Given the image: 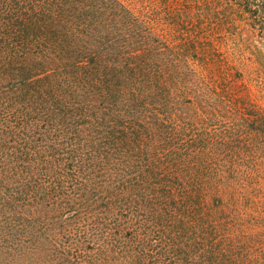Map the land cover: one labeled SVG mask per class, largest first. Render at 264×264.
I'll list each match as a JSON object with an SVG mask.
<instances>
[{"label":"trees","instance_id":"obj_1","mask_svg":"<svg viewBox=\"0 0 264 264\" xmlns=\"http://www.w3.org/2000/svg\"><path fill=\"white\" fill-rule=\"evenodd\" d=\"M216 1L0 0V264H264L262 71L223 32L264 0Z\"/></svg>","mask_w":264,"mask_h":264},{"label":"rangeland","instance_id":"obj_2","mask_svg":"<svg viewBox=\"0 0 264 264\" xmlns=\"http://www.w3.org/2000/svg\"><path fill=\"white\" fill-rule=\"evenodd\" d=\"M226 0L218 2V0L212 4V7L221 8L226 12ZM236 20L235 27H227V30L223 31L228 36V45L235 49L236 52L241 53L243 56L242 62L247 65H251L253 68H258L262 72L255 77L256 82L260 86H264V39L258 32H250L245 27V23L241 20V17ZM260 96L264 98V87L260 91ZM264 100V99H263ZM242 120L241 118H239ZM244 121V120H243ZM252 132L253 138L250 141L252 146L251 162L257 164V178L260 179L263 185L264 193V128L249 126L246 130ZM245 131V132H246ZM241 143H238L240 145ZM249 232L258 234V231L247 229ZM258 230V228H256ZM260 240L264 241V228H259ZM259 236V235H258ZM257 235L254 237L256 239Z\"/></svg>","mask_w":264,"mask_h":264}]
</instances>
